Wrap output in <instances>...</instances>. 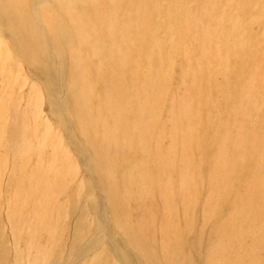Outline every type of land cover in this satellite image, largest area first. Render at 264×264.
I'll return each mask as SVG.
<instances>
[{
  "label": "rangeland",
  "instance_id": "obj_1",
  "mask_svg": "<svg viewBox=\"0 0 264 264\" xmlns=\"http://www.w3.org/2000/svg\"><path fill=\"white\" fill-rule=\"evenodd\" d=\"M62 1L0 0V264H264V0H119L64 54Z\"/></svg>",
  "mask_w": 264,
  "mask_h": 264
},
{
  "label": "bare ground",
  "instance_id": "obj_2",
  "mask_svg": "<svg viewBox=\"0 0 264 264\" xmlns=\"http://www.w3.org/2000/svg\"><path fill=\"white\" fill-rule=\"evenodd\" d=\"M77 1L79 2L81 0H64V1H62V2L57 4L58 7L62 10V15L64 17H66V18H70L71 19L72 25L69 28H67L64 31L63 29H61L60 27H58L57 25H55L54 23H51V22H50V24L48 26V32L50 34H52V35H57V41H59L58 45L60 44V48H61L60 51L62 52V54L65 53V52H63V50L67 51V48H69V46H66V45L62 44L60 42V40L63 41V38L65 36L71 35L72 32L76 33L75 35H78V36H80L82 38H85V37H96V36H100V35L103 36V34H107V35H110L111 37H113L115 40L119 41V40H121V38L123 36L126 37V34H125L126 32H124V34L118 35L117 32L114 31V26L115 25L108 21V19L106 18V14L108 12H112L113 15H115V13H118L119 11L129 12L130 9L127 10V7L132 8L131 6H134L133 3H132V0L128 1L129 4L127 5V7H125V6L124 7H120L119 0H109L110 2L107 5H102L100 0H82L83 1L82 5L76 4ZM201 2H203V4H208V2H205L204 0H201ZM167 5L168 6H166V8H165V12L167 13L169 26H172V24L174 25V23L179 21L181 19V17L179 18V16L177 15L178 12L175 11L173 13V9H174L173 6L174 5L173 6L169 5V4H167ZM178 5H180V2H178ZM150 6H151V4H149V7ZM230 7L231 6H229V8ZM4 8L6 10H8V7H4ZM225 9H227V8H225ZM222 10H224V9H222ZM229 11H230V9H229ZM222 14L223 15L218 17L221 23L226 21V13H222ZM114 17L115 16H113V18ZM185 20H186L185 27L186 28L188 27L187 29L193 27V25H192V23H190V21H187V19H185ZM12 22H14V21L12 20ZM86 23H90L91 24V28H92V29H90L91 31H88V30L83 31V26ZM189 26H191V27H189ZM185 33L188 34L189 31H185ZM142 37H143L142 39L145 40V41H146L147 38H149L151 40L152 37H153V33L150 32V31L142 33ZM61 44L63 46H61ZM199 44H200V42H199ZM20 46H18L19 49L21 48V50H24L23 47L22 46L20 47ZM40 49H41V46L38 43L35 42L34 43V51H36V50L39 51ZM23 53L27 56V58L29 60H32V58H34L33 57L34 55L31 56V55L27 54V52H25V50H24ZM70 54L73 55V57H74L75 51L74 50L70 51ZM73 64H74V60H73ZM131 64H132V62L129 59L127 61H122L121 64L119 65L120 66L119 67L120 68V74L121 75L124 74L127 71L126 68H128V67L132 69ZM49 66H50V64H49ZM81 66L87 72V68L84 67L83 65H81ZM124 67H125V69H124L125 71L122 70ZM88 71H90V70H88ZM120 74L117 73L116 75L120 76ZM81 77L83 78V76H81ZM100 78H101V80L104 79V77H100ZM115 81L117 83L116 87H115ZM115 81H114V83L108 85L109 90L111 89L110 90L111 93H112V91H116L115 89L121 90V82L118 81V80H115ZM111 93L106 92V93H104L103 96L106 95V98L108 99V103L111 104L113 107L122 109L124 107L126 108V106H129V104H132V103H129V98L126 96L125 93H122V95H120V97L117 100H115L113 98V95ZM96 98H97L96 96L91 95V97H88L87 101H88V103H90V102L96 100ZM97 109L99 110L100 108H97ZM84 113H86L88 115V124L92 125V127L93 126L96 127L97 125H99V123L102 120L101 116H99L98 118L94 116V114H95L94 110L82 108V112H80V123H81V125L83 127V133L86 132L85 129L87 128L86 125L84 124L82 118H81V115L84 114ZM119 120L116 121V125H117L118 128L119 127L121 128V125H127V124L130 125V123L132 122V120L129 119V117H127V119H124L125 121L122 120V119H119ZM136 120H138V119H135V121ZM86 136H88V135H86ZM105 138H107V136H105ZM112 140L114 141L115 144H117L119 142L118 141L119 140V136L117 135L116 137H114L112 135ZM141 143L144 144V141L141 142ZM145 145H146V141H145ZM138 146H139L138 148L142 147L140 144ZM101 152H102V155L104 154L106 156L105 158L108 157V153L109 152L107 151V149L102 148ZM64 162H65V159L63 158L62 164ZM112 163H113V159L100 161V163H99L100 171L103 173L104 170H107V169L110 168V165ZM187 163H188V161H187ZM192 173H193V171H192ZM110 185L113 187V186H115V183L112 182V183H110ZM136 237H137V235H134V238H136ZM0 256H2V255H0ZM26 256L28 257V263L27 264H47L52 259L51 255H26ZM174 261H175V259L172 257L169 260L168 264H173Z\"/></svg>",
  "mask_w": 264,
  "mask_h": 264
}]
</instances>
